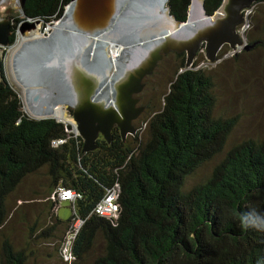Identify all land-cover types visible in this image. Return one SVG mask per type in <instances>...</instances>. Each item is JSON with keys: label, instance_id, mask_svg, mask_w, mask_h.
I'll return each mask as SVG.
<instances>
[{"label": "trees", "instance_id": "trees-1", "mask_svg": "<svg viewBox=\"0 0 264 264\" xmlns=\"http://www.w3.org/2000/svg\"><path fill=\"white\" fill-rule=\"evenodd\" d=\"M71 2L25 0L23 19L52 24ZM223 2L204 0L206 13L214 15ZM191 3L167 0L181 23L188 21ZM263 3L255 0L243 14L250 10L252 18ZM249 37L248 50L231 56L234 61L264 47L261 37L246 33L245 40ZM229 53L225 45L219 58ZM173 54L177 77L162 109L136 135L124 140L115 126L111 143L100 135L97 149L87 153L70 124L25 115L0 62V264H28L34 254L16 247L10 228L29 203L22 197L14 207L10 198L40 172L48 184L28 200L44 204L47 223L39 217L29 239L53 245L63 264H264V230L243 219L264 213V140L233 144L209 175L187 187L190 176L225 151L239 118L215 116L212 73L197 63L189 69L185 53ZM58 140L64 143L55 146ZM59 188L79 194L69 203L72 216L67 221L59 219L60 203L52 199ZM114 189L119 190L117 216L96 215L97 204ZM78 220L83 223L66 261L62 249Z\"/></svg>", "mask_w": 264, "mask_h": 264}, {"label": "water", "instance_id": "water-1", "mask_svg": "<svg viewBox=\"0 0 264 264\" xmlns=\"http://www.w3.org/2000/svg\"><path fill=\"white\" fill-rule=\"evenodd\" d=\"M24 1L20 0L21 7ZM74 1L76 0H72L65 7L64 13ZM254 1L224 0L219 11L210 16L205 11L204 0H192L188 21L181 23L171 14L167 0H153L154 11L138 26L140 45L132 51L123 76L114 84V100L110 103L95 99L101 83L95 81L79 65L74 54H69L64 70L67 78L65 90L70 97L69 105L73 112L67 113L74 121L71 129L76 130L84 141L83 152L96 150L100 135L111 143L115 126L119 128L124 140L128 136L136 135L134 122L145 111L144 106H137L139 99L136 96L143 91L144 80L154 73L164 56L185 53L186 67L190 68L203 44L206 57L211 63L219 61V53L225 45L231 48L232 53H237L244 45L245 38V34L242 31L241 34L238 28L249 23V18L243 11L250 9ZM119 5L120 0H85L75 13L78 15L76 23L84 29L100 33L110 26L120 10ZM64 13L55 22L61 21ZM26 22L24 28H35L36 23ZM12 33V23L9 20H0V48L6 49L10 46ZM40 97V94H36L33 101L37 103Z\"/></svg>", "mask_w": 264, "mask_h": 264}, {"label": "rangeland", "instance_id": "rangeland-1", "mask_svg": "<svg viewBox=\"0 0 264 264\" xmlns=\"http://www.w3.org/2000/svg\"><path fill=\"white\" fill-rule=\"evenodd\" d=\"M258 7L260 11L256 13ZM256 12L252 18L251 16L249 17V24L246 26L242 25L239 30L244 31V34L249 33L253 38L261 37L262 40H264V16L261 17V12H264V3L256 7ZM10 17H12V22ZM23 17L20 0H0V20H9L13 24L14 29L11 37H14V42L19 33H25L36 29H38L40 33H43L48 26L54 23L44 25L42 22L38 23L28 19L24 20ZM25 21H27V24L36 23L35 28H24ZM257 21H260V27L257 26ZM247 40L248 41L244 38V45L237 53L248 50L247 45L251 41V38L249 37ZM234 54L236 53H229L224 58H220L218 62L211 63L206 57V50L204 47L201 52L198 53L194 61V63L198 65L197 68L202 67L210 71L214 77V94L216 98L215 116L225 118L235 116L239 118V124L230 136L225 151L190 176L187 181V187L192 186L209 175L214 166L220 161L222 156H224L223 154L233 144L247 139L264 140V47L256 50L252 49L247 53H241L238 62L231 58ZM6 56L7 48L4 50L0 48V62H3L7 80L21 100L22 111L25 115L29 116L24 110L22 94L12 83L10 74L7 70ZM177 62L178 59L175 54L170 53L166 55L158 64L154 73L144 80L145 87L143 91L136 96V98L141 100L142 106L145 107V111L137 121V128L144 127L145 122L162 109L164 96L169 92L170 85L177 77ZM194 63L189 69L195 68ZM181 72L182 71H180V73ZM59 105L63 106L60 103L57 104V106ZM73 132L77 134L76 130ZM47 184L48 180L44 172H40L27 178L19 188L18 193L13 198H10V202L14 204V207L18 206L16 204L22 197V199H27L24 200L23 203H29L27 207L18 214L16 220L12 222L10 226L16 247H28L29 250L34 253L29 259L28 264H63L55 252V247H53V245L49 243H36L29 239L30 230L34 222L39 217L42 223L46 224L47 220L44 204L40 203L39 200L28 199H31L35 192L39 191ZM23 215H26L25 219L22 218ZM57 215L59 219L63 221L70 219L72 216L70 204L68 202L60 203ZM87 264H89V262Z\"/></svg>", "mask_w": 264, "mask_h": 264}, {"label": "bare ground", "instance_id": "bare-ground-1", "mask_svg": "<svg viewBox=\"0 0 264 264\" xmlns=\"http://www.w3.org/2000/svg\"><path fill=\"white\" fill-rule=\"evenodd\" d=\"M83 1H74L62 20L48 26L43 33L38 29L19 33L16 41L7 47V70L22 94L24 110L33 119L51 117L70 125L74 123L67 113L66 105L70 102L67 91L64 95L51 93L56 86L64 85L63 80L52 82L50 76L66 69L67 66H62L67 53L74 54L79 65L100 81L97 100L113 101L114 84L121 73L123 76L121 68L140 45L138 26L155 8L153 0H120V10L110 26L95 33L76 23L75 13ZM36 94L41 96L37 103L33 101ZM59 103L63 106H57Z\"/></svg>", "mask_w": 264, "mask_h": 264}, {"label": "built area", "instance_id": "built-area-1", "mask_svg": "<svg viewBox=\"0 0 264 264\" xmlns=\"http://www.w3.org/2000/svg\"><path fill=\"white\" fill-rule=\"evenodd\" d=\"M249 14H250V10H248L244 13V15H246L248 18H249ZM240 33H241V31H240ZM242 33H244V31H242ZM231 54H233V53H231ZM59 122H62V121H59ZM62 123L68 124L66 122H62ZM73 131L74 130L71 129L70 132H73ZM75 135L78 136V134H75ZM62 143H64V140L55 141L53 144L55 146H57V145H60ZM78 197H79L78 193H76L75 191H73L71 189H65V188L57 189L55 191V193L52 195V199L57 200L58 203H62V202L74 203ZM118 197H119V190H117V189H114V190L107 192V194H105V196L102 198V200L95 207L94 213L96 215L106 217V218L116 217L117 213L119 211ZM82 223L83 222L81 220H78L74 224L73 230L69 234L67 242L65 243V245L62 249L63 256H64L66 261H68L72 258L71 252H70L72 241L74 240L76 233L79 230V228L81 227Z\"/></svg>", "mask_w": 264, "mask_h": 264}, {"label": "clouds", "instance_id": "clouds-1", "mask_svg": "<svg viewBox=\"0 0 264 264\" xmlns=\"http://www.w3.org/2000/svg\"><path fill=\"white\" fill-rule=\"evenodd\" d=\"M67 54L69 55V53H67ZM60 57L64 58L63 56H60ZM93 64H95V62ZM127 65H128V62L127 63H124V65L121 68V72L124 73V70H125L124 68ZM65 66H67L66 58H65V64L62 67L65 68ZM87 72L90 73V76H92L95 81H98V83H100V81L97 80V78L94 76L95 74L93 75L91 72H89V71H87ZM121 76H122V73H121L120 77ZM50 79H51L52 82H55V83L58 82V81H61V80L64 81L63 87L56 86L55 89L53 91H51V93H58V94L60 92H63V95H64V93L66 91L65 89H67V86H66V84H67V82H66L67 78H66V75H65L64 71L63 72H60V73H55L54 72L50 76ZM100 91H101V87H99L97 93L100 92ZM95 99L97 100V97H95ZM66 106H67V112H69L68 109L71 106L69 105V103ZM243 219H244L245 223H247L249 226L254 227V228H257L259 230H264V213H261V214H255V213H253V214L245 215L243 217Z\"/></svg>", "mask_w": 264, "mask_h": 264}, {"label": "flooded vegetation", "instance_id": "flooded-vegetation-1", "mask_svg": "<svg viewBox=\"0 0 264 264\" xmlns=\"http://www.w3.org/2000/svg\"><path fill=\"white\" fill-rule=\"evenodd\" d=\"M10 20H11V22H12V17H10ZM28 20H30V19H28ZM12 27H13V24H12ZM138 99H139V98H138ZM137 106H142V103H141V100H140V99H139V104H138ZM138 119H139V118H138ZM138 119L134 122V126H135V128L137 129L136 134L139 132V130H141L140 127H139V128L136 127V124H137Z\"/></svg>", "mask_w": 264, "mask_h": 264}]
</instances>
